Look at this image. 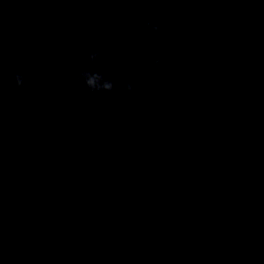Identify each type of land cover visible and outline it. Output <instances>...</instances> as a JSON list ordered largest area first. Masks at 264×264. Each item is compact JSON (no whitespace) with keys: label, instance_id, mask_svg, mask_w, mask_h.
<instances>
[{"label":"clouds","instance_id":"1","mask_svg":"<svg viewBox=\"0 0 264 264\" xmlns=\"http://www.w3.org/2000/svg\"><path fill=\"white\" fill-rule=\"evenodd\" d=\"M148 27L150 28V32H149L150 35L158 32L160 30V26L158 24L152 25L150 21L148 22ZM224 46L226 47V45H224ZM217 47H221V45L218 43L217 44ZM97 54L99 55L100 53H97ZM136 54L139 55V53H136ZM161 62H162L161 60L155 59L153 63L158 65ZM24 78L26 80V77H24ZM15 83H16V86L19 87V88L25 87V84L24 85H21L20 84V74L19 73H17L15 75ZM92 83H93L92 80H89L88 81V84L89 85H91ZM106 87L109 88L110 90H113V88L115 87V85L114 84H109V85H106ZM128 88H131V85L130 84L125 85V89H128ZM196 143L197 144L202 143V139L197 138Z\"/></svg>","mask_w":264,"mask_h":264}]
</instances>
